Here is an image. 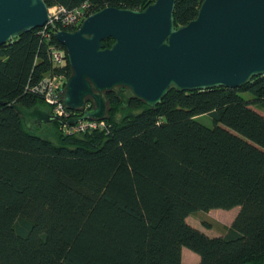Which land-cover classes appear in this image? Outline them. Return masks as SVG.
Returning a JSON list of instances; mask_svg holds the SVG:
<instances>
[{
  "label": "trees",
  "instance_id": "16d2710c",
  "mask_svg": "<svg viewBox=\"0 0 264 264\" xmlns=\"http://www.w3.org/2000/svg\"><path fill=\"white\" fill-rule=\"evenodd\" d=\"M45 1L92 12L154 2ZM203 1L177 0L176 26ZM45 43L36 28L0 46V264H183L184 248L197 264H264V75L238 88L173 89L155 109L137 98L122 109L112 92L106 130L64 135L52 122L40 134L12 105L48 107L31 91L53 70ZM64 69L70 77L69 60ZM237 206L220 236L187 221Z\"/></svg>",
  "mask_w": 264,
  "mask_h": 264
},
{
  "label": "water",
  "instance_id": "95a60500",
  "mask_svg": "<svg viewBox=\"0 0 264 264\" xmlns=\"http://www.w3.org/2000/svg\"><path fill=\"white\" fill-rule=\"evenodd\" d=\"M176 2L155 0L141 10L106 7L78 28L56 33L72 67L61 100L83 112L71 125L106 120V91L120 98L122 109L134 98L155 109L173 89L238 88L264 75V0H204L197 17L178 27ZM48 8L45 0H0V46L43 27ZM88 98L94 104L84 110ZM12 107L28 129L65 124L46 107Z\"/></svg>",
  "mask_w": 264,
  "mask_h": 264
},
{
  "label": "built area",
  "instance_id": "2783aa9c",
  "mask_svg": "<svg viewBox=\"0 0 264 264\" xmlns=\"http://www.w3.org/2000/svg\"><path fill=\"white\" fill-rule=\"evenodd\" d=\"M90 12H92L90 4L87 2L74 9H66L60 6L49 7V20L43 27H40V34L43 40L45 39L53 70L45 74L37 84L31 86V91L42 97L52 115L65 121L64 125H60L64 135L106 130L107 128L106 120L85 119L71 125L69 121L75 116L82 115L83 112L66 107L60 97L69 78L64 69L67 65L68 56L66 49L55 43L52 36L62 30L58 26L76 29L82 20L91 14ZM54 69L62 70L56 71ZM90 108H92V103L86 101L84 110Z\"/></svg>",
  "mask_w": 264,
  "mask_h": 264
},
{
  "label": "rangeland",
  "instance_id": "374dc122",
  "mask_svg": "<svg viewBox=\"0 0 264 264\" xmlns=\"http://www.w3.org/2000/svg\"><path fill=\"white\" fill-rule=\"evenodd\" d=\"M91 14L94 12H90ZM244 96L249 97V94H244ZM48 108V107H46ZM260 111V110H258ZM264 113L263 110L260 111ZM199 120L205 123L208 126H213L214 122L212 117L204 115L199 118ZM49 130L52 132H57L58 130L62 131L61 128L54 124L52 127H49ZM34 132L44 134L47 132V129L44 126H34ZM240 207H234L232 209H212L208 212L197 211L195 214H192L188 217L187 221L194 227L204 231L209 236H220L227 233L228 229L231 228L232 223L237 216ZM204 222L211 225V228H206ZM189 250V249H188Z\"/></svg>",
  "mask_w": 264,
  "mask_h": 264
},
{
  "label": "crops",
  "instance_id": "0c3cea01",
  "mask_svg": "<svg viewBox=\"0 0 264 264\" xmlns=\"http://www.w3.org/2000/svg\"><path fill=\"white\" fill-rule=\"evenodd\" d=\"M182 257L183 264H197L200 261L199 255L188 250L187 248L183 249Z\"/></svg>",
  "mask_w": 264,
  "mask_h": 264
},
{
  "label": "flooded vegetation",
  "instance_id": "af4514ba",
  "mask_svg": "<svg viewBox=\"0 0 264 264\" xmlns=\"http://www.w3.org/2000/svg\"><path fill=\"white\" fill-rule=\"evenodd\" d=\"M110 93H112V91H106V92H104V95L105 96H107V98H108V96H109V94ZM90 102V103H92V106H93V104H94V102H93V100L91 99V98H88L87 99V102ZM108 103H107V105H108V110L110 111V102H109V100L107 101ZM109 114V113H108Z\"/></svg>",
  "mask_w": 264,
  "mask_h": 264
}]
</instances>
